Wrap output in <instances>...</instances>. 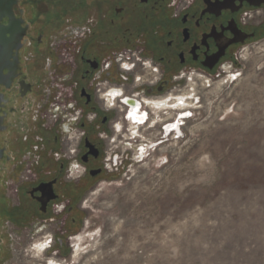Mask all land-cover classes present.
Wrapping results in <instances>:
<instances>
[{"label":"flooded vegetation","instance_id":"obj_1","mask_svg":"<svg viewBox=\"0 0 264 264\" xmlns=\"http://www.w3.org/2000/svg\"><path fill=\"white\" fill-rule=\"evenodd\" d=\"M262 38L264 0H0V264L62 256L114 148L174 120L148 103Z\"/></svg>","mask_w":264,"mask_h":264},{"label":"rangeland","instance_id":"obj_2","mask_svg":"<svg viewBox=\"0 0 264 264\" xmlns=\"http://www.w3.org/2000/svg\"><path fill=\"white\" fill-rule=\"evenodd\" d=\"M204 76L185 83L193 106L179 136L146 127L154 146L141 159L114 148L125 170L91 189L56 262L264 264V38ZM33 253L11 251L9 264L52 258Z\"/></svg>","mask_w":264,"mask_h":264},{"label":"bare ground","instance_id":"obj_3","mask_svg":"<svg viewBox=\"0 0 264 264\" xmlns=\"http://www.w3.org/2000/svg\"><path fill=\"white\" fill-rule=\"evenodd\" d=\"M199 77L204 79L205 82H208V80H207V78H205V76L199 75ZM233 77H234L233 74H229L227 79L226 78L225 79L229 80V78L232 79ZM190 99H192V93H189L186 91V92L181 93L180 95H170V96L168 95L162 99H159V100L154 101V102L150 101L148 103L150 106V109L152 110L154 115L157 117L163 109L170 108V109H173V111L175 110L174 111V113H176L175 118L172 122H170L169 124L166 125L164 132H163V137H166V135L171 133V132H174L173 135L175 134L176 136H178V133H181V126L183 124V120L186 117L183 118L182 116H180V113L188 110V112L191 114L189 109L193 106V102ZM190 114H189V116H190ZM166 115H168V114H166ZM156 120H157V118H156ZM172 130H174V131H172ZM151 146H154V145L153 144L149 145V146L144 145L143 147H141L140 150H138V154H139L138 158L141 159L144 156L145 152L148 150V148H150ZM36 246H38V247H36ZM36 246H35V249H37V253H41L45 248V243L39 242L36 244ZM78 250H79L78 247L73 249V251H72L73 256H76V255L78 256ZM48 264H60V263L56 262L53 258H50L48 260Z\"/></svg>","mask_w":264,"mask_h":264},{"label":"built area","instance_id":"obj_4","mask_svg":"<svg viewBox=\"0 0 264 264\" xmlns=\"http://www.w3.org/2000/svg\"><path fill=\"white\" fill-rule=\"evenodd\" d=\"M231 66H232V61L229 62V63H224V64L222 65V71H223V72H226V70H227V71H230Z\"/></svg>","mask_w":264,"mask_h":264},{"label":"water","instance_id":"obj_5","mask_svg":"<svg viewBox=\"0 0 264 264\" xmlns=\"http://www.w3.org/2000/svg\"><path fill=\"white\" fill-rule=\"evenodd\" d=\"M189 114H190V113H189L188 111H184V112L180 113V116H182L183 118H184V117L187 118V117L189 116ZM166 125H167V124H165V125L163 126V132H164V129H165ZM172 131H174V130H172ZM168 133H169V132H168ZM180 134H181V133H178V136H179Z\"/></svg>","mask_w":264,"mask_h":264},{"label":"trees","instance_id":"obj_6","mask_svg":"<svg viewBox=\"0 0 264 264\" xmlns=\"http://www.w3.org/2000/svg\"><path fill=\"white\" fill-rule=\"evenodd\" d=\"M235 62V61H234Z\"/></svg>","mask_w":264,"mask_h":264}]
</instances>
